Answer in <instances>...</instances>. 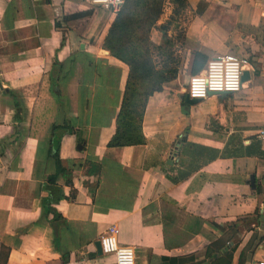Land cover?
Returning <instances> with one entry per match:
<instances>
[{
	"label": "crops",
	"instance_id": "1",
	"mask_svg": "<svg viewBox=\"0 0 264 264\" xmlns=\"http://www.w3.org/2000/svg\"><path fill=\"white\" fill-rule=\"evenodd\" d=\"M185 4L173 15L166 0L150 31L179 42V63L147 99L144 143L109 147L128 76L104 46L115 13L0 0V264H115L96 247L113 225L136 264H264V0ZM223 54L250 60L242 90L186 102L179 78ZM55 140L70 183L47 180ZM42 198L63 218L55 231Z\"/></svg>",
	"mask_w": 264,
	"mask_h": 264
},
{
	"label": "trees",
	"instance_id": "2",
	"mask_svg": "<svg viewBox=\"0 0 264 264\" xmlns=\"http://www.w3.org/2000/svg\"><path fill=\"white\" fill-rule=\"evenodd\" d=\"M173 3V15L185 7V0H171ZM166 0H125L121 9L115 14V18L109 28L104 41L105 48L110 54L123 62L128 67V76L123 94V100L116 121V131L108 142L109 147H121L126 145L143 144L142 119L148 97L155 91L162 89L167 82L174 80L178 73L179 58L174 50L173 42L168 40L164 47L153 43L150 39V31L156 26L157 20L162 14ZM165 30V26H160ZM159 59V60H158ZM192 73L200 71L201 65ZM54 97L62 106L64 100L57 90L52 89ZM16 107L19 103H15ZM68 121L60 126H54L53 130L68 129ZM58 141L52 143V153L55 172L47 177L49 183H55L58 176L65 178L70 183L72 171L63 167L58 153ZM100 164L91 162L90 173L98 171ZM51 200L42 198L44 216L50 221L54 231L58 222L63 218L50 207ZM51 216V217H50ZM179 261V260H178ZM178 263L177 259H169L165 264ZM230 264V261H227Z\"/></svg>",
	"mask_w": 264,
	"mask_h": 264
},
{
	"label": "built area",
	"instance_id": "3",
	"mask_svg": "<svg viewBox=\"0 0 264 264\" xmlns=\"http://www.w3.org/2000/svg\"><path fill=\"white\" fill-rule=\"evenodd\" d=\"M124 1L89 0L91 4L106 8L115 14L121 9ZM250 66L251 62L247 57H237L232 54L217 55L208 60L200 72L189 76L185 93L189 98L200 100L211 94L238 93L243 88V73ZM258 135L264 140V126L258 130ZM118 234L119 229L113 225L98 238L102 254H112L115 264H136L134 248L120 244Z\"/></svg>",
	"mask_w": 264,
	"mask_h": 264
},
{
	"label": "water",
	"instance_id": "4",
	"mask_svg": "<svg viewBox=\"0 0 264 264\" xmlns=\"http://www.w3.org/2000/svg\"><path fill=\"white\" fill-rule=\"evenodd\" d=\"M248 79H249V73L245 71L243 73V76H242V81L245 82ZM185 101L188 102V103H190V104H195V103L199 102L200 99H197V98H189V96L186 95L185 96ZM80 147L81 146L79 145V149H80ZM253 182H254V180H253V177H252L251 178V183L253 184ZM96 247H97L98 252L101 254L102 252H101L99 240H97V242H96Z\"/></svg>",
	"mask_w": 264,
	"mask_h": 264
},
{
	"label": "rangeland",
	"instance_id": "5",
	"mask_svg": "<svg viewBox=\"0 0 264 264\" xmlns=\"http://www.w3.org/2000/svg\"><path fill=\"white\" fill-rule=\"evenodd\" d=\"M170 23V22H169ZM174 44H173V49L175 50L177 47L176 46H178V43L179 42H173ZM176 45V46H175ZM159 60V59H158ZM188 76H186V74H183L180 78H179V82L177 83V84H179L181 87H183L184 88V90L187 88V82H188ZM166 84V83H165ZM164 84V85H165ZM163 85V86H164Z\"/></svg>",
	"mask_w": 264,
	"mask_h": 264
}]
</instances>
